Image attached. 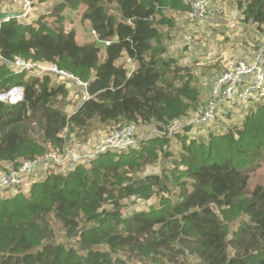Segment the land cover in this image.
Instances as JSON below:
<instances>
[{"label": "trees", "instance_id": "trees-1", "mask_svg": "<svg viewBox=\"0 0 264 264\" xmlns=\"http://www.w3.org/2000/svg\"><path fill=\"white\" fill-rule=\"evenodd\" d=\"M13 1L0 5L11 8ZM79 3L96 40L79 43L74 30L52 26L41 15L0 24V91L24 88L22 101L0 102V163L17 167L62 150L72 144V132L87 135L95 123L155 124L159 135L140 138L137 149L109 150L89 163L51 168L27 195H0V264H264V184L249 188L251 173L264 160V96L244 104L247 113L235 130L191 136L193 125H182L173 132L179 142L174 169L145 173L168 142V125L201 104L193 65L168 54L167 34L158 26L172 28L164 11L190 13L189 3L64 0L52 12L56 21L62 23L66 6ZM238 8L242 23L264 35V0H238ZM15 57L56 64L86 81L90 97L67 112L61 105L71 103L70 87L55 83L50 73L15 72ZM33 118L38 138L28 132ZM132 198L156 201L123 214L124 200ZM58 234L64 242L56 240Z\"/></svg>", "mask_w": 264, "mask_h": 264}, {"label": "rangeland", "instance_id": "rangeland-1", "mask_svg": "<svg viewBox=\"0 0 264 264\" xmlns=\"http://www.w3.org/2000/svg\"><path fill=\"white\" fill-rule=\"evenodd\" d=\"M63 1L64 0H40L36 2L32 7V13L36 12L34 19L41 15L43 21H46L52 26H62L64 30H74L76 40L79 43L88 40H96V35L91 32L89 22L83 17L85 5L82 3H79L75 7L66 6L61 13L63 16L62 23L59 24L56 21L57 18L52 12L54 11L55 6ZM185 1L189 3V0ZM13 3H11V5L18 9L16 0H14ZM108 9L110 12L116 14L114 3H110ZM211 9L212 11H219L221 14L218 15L217 13L219 12L211 14L208 11L204 19L196 20L189 11L181 12L166 9L164 14L173 21L174 26L168 28L163 24L158 25L160 30L167 34L165 44L169 49L168 54L175 57L182 56L180 63L193 65L195 84L200 90L199 101L201 104L197 112L191 113L188 117L178 119L179 121L174 125L173 132L175 129H180L184 124L193 125L189 131L191 136H206L211 129L217 133L225 132V130L227 131L230 128L231 130H235V127L241 126L247 113L245 106L248 104L244 107L234 108L231 112V116L229 118H223L220 122H211L201 126L193 124L194 118L204 107L210 96L212 81L223 72L225 67H227L231 61L246 60L248 57H251V60L253 58L252 55H254L262 46L264 39V35L259 32L255 25L242 23L240 17L241 12L238 8V0H212ZM32 17L33 16H31L30 19H32ZM189 47L193 48V50L188 51ZM205 56H207V61H205ZM119 62H123L125 67L129 70H132L135 66V63H132L125 58H121V61L119 60ZM69 98L71 99L70 104H67L66 100H62L61 105V107L67 112L72 111V108L77 105L76 100H72L70 96ZM114 126L115 125L110 124L103 126V124L95 123L89 128L90 131L87 135H78L76 132H72L70 137V143H72L70 144V149L80 156L92 153L95 145L98 144ZM28 132L31 136L38 138L40 127L36 118L32 119ZM135 132L139 139H147L159 135V131L155 124H138L136 125ZM173 132L171 135H167L168 142L167 144H163V150L161 151L160 149H157L158 159L155 163H152L145 168V173H162L164 171L168 173L171 169H174L173 167L175 164L172 160L173 157L177 155L176 150L179 147V142L176 141ZM70 156V153H68L67 161ZM2 164L3 162L0 163V170L10 166L7 165L8 163H4L6 166ZM64 169H69L68 163L64 166L55 165L52 168V170ZM180 169H183V167L180 166L179 170ZM43 172L41 176L45 177L49 174L50 170L46 171L45 174ZM256 184H264V160L260 163V166L256 167L251 173L249 188L252 189ZM168 189L171 190L173 194H178L179 189L173 183H168ZM15 191L16 190L13 189L2 190L0 195L3 197L14 195ZM27 193L28 191L23 192L25 195H27ZM155 201V198H151L148 201H140L137 198L124 200L125 208L122 209L123 214L129 213L132 209H146L148 204ZM229 227L231 230H234L237 226L236 223H231L229 224ZM56 238L57 241H65L64 237L59 234L56 235ZM128 262L129 264H149L142 263L138 260H128Z\"/></svg>", "mask_w": 264, "mask_h": 264}, {"label": "built area", "instance_id": "built-area-1", "mask_svg": "<svg viewBox=\"0 0 264 264\" xmlns=\"http://www.w3.org/2000/svg\"><path fill=\"white\" fill-rule=\"evenodd\" d=\"M40 0H16L18 10L22 12L17 18L23 22L30 21L33 5ZM212 0H189L190 13L196 20L205 18L210 10ZM9 10V9H8ZM13 11V10H11ZM93 34L96 35L94 31ZM106 44L109 42L106 41ZM191 51V48H188ZM15 72L42 76L44 73L53 75L55 83H65L70 87L69 96L76 100L77 104L90 97L87 91V82L81 80L72 73L60 69L54 63L33 62L21 57H15L10 63ZM75 90L78 94L75 93ZM24 88L21 85L11 86L7 90L0 91V102L10 105L23 100ZM264 96V39L260 49L256 51L251 60L231 61L223 72L211 83L210 96L204 107L193 120V124L204 125L218 118L225 119L234 108L243 107L245 103L259 101ZM175 120L168 125V135L173 132ZM178 128V127H177ZM135 124L128 123L113 128L105 137L95 145L92 153L80 156L73 152L70 145L62 150H51L40 157L24 160L17 167L8 166L0 170V192L13 189L16 192L28 191L30 185L37 181V171L45 174L53 166H64L68 163L69 168L77 163H89L98 153L111 151H127L139 147V138L136 136ZM176 130V129H175ZM174 130V131H175ZM70 146V147H69ZM71 151V152H70ZM68 153L70 158L67 161ZM65 163V164H64Z\"/></svg>", "mask_w": 264, "mask_h": 264}, {"label": "water", "instance_id": "water-1", "mask_svg": "<svg viewBox=\"0 0 264 264\" xmlns=\"http://www.w3.org/2000/svg\"><path fill=\"white\" fill-rule=\"evenodd\" d=\"M22 12L11 11L0 5V24L10 18H17Z\"/></svg>", "mask_w": 264, "mask_h": 264}, {"label": "crops", "instance_id": "crops-1", "mask_svg": "<svg viewBox=\"0 0 264 264\" xmlns=\"http://www.w3.org/2000/svg\"><path fill=\"white\" fill-rule=\"evenodd\" d=\"M1 6H3V5H1ZM10 7H11V8L7 7V5L3 6V8H6V9L9 8V10H13V11L18 10L17 7H13L12 5H11ZM31 14H32L31 16H33L32 19H34V16L36 15V12H33V13H32V11H31ZM94 35H95V34H94ZM88 41H89V40H88ZM86 42H87V41H86ZM252 56H253V55H252ZM205 58H206L205 61H207V56H205ZM250 58H251V57H250ZM250 58L248 57L247 60H250ZM41 175H42V171H37V178H38V179H41V178L43 177V176H41Z\"/></svg>", "mask_w": 264, "mask_h": 264}]
</instances>
